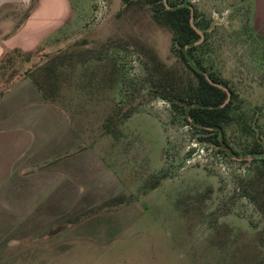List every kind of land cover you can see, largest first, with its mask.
<instances>
[{"label": "rangeland", "instance_id": "obj_1", "mask_svg": "<svg viewBox=\"0 0 264 264\" xmlns=\"http://www.w3.org/2000/svg\"><path fill=\"white\" fill-rule=\"evenodd\" d=\"M187 1L204 28L196 56L234 92L226 153L199 140L170 105L167 94L196 78L172 48L171 28L154 17L157 4L64 0L70 17L44 46L10 48L0 62V92L29 77L63 113L70 152L86 147L87 161L110 165L119 189L85 211L112 215L63 234L70 248L56 264H264V156L251 155L264 146V35L253 24L254 0ZM37 2L6 0L0 32Z\"/></svg>", "mask_w": 264, "mask_h": 264}, {"label": "crops", "instance_id": "obj_2", "mask_svg": "<svg viewBox=\"0 0 264 264\" xmlns=\"http://www.w3.org/2000/svg\"><path fill=\"white\" fill-rule=\"evenodd\" d=\"M43 1L13 31L0 32V57L7 48L44 46L66 12L70 17L64 0L59 8ZM252 11L253 24L264 35V0H254ZM69 136L63 113L29 77L16 78L0 93V264H56L55 254L70 248L63 234L90 229L114 213H85L119 189H112L110 165L87 161L86 147L70 152Z\"/></svg>", "mask_w": 264, "mask_h": 264}, {"label": "trees", "instance_id": "obj_3", "mask_svg": "<svg viewBox=\"0 0 264 264\" xmlns=\"http://www.w3.org/2000/svg\"><path fill=\"white\" fill-rule=\"evenodd\" d=\"M153 6L154 17L162 23L167 24L172 30V48L176 50L178 57L190 69L196 78V83L189 81L181 90H176L167 98L170 105L180 113L184 122L194 128L198 133L199 140L209 142L218 151L226 153V147L231 148L224 134L225 123L229 121L230 109L233 102V90L217 78L213 73L207 71L201 60L195 54L196 41L200 38V33L191 25L190 7L187 0L172 2L167 0H147ZM192 4V3H191ZM193 6V5H192ZM196 11L193 7V22L203 29L196 19ZM7 48L0 57V62L7 54ZM11 49L22 50L19 47ZM207 72L209 79L203 71ZM219 84L225 85L230 89V96ZM1 91L0 93H2ZM232 149V148H231ZM262 150L252 148L251 155L262 154L264 156V146ZM233 153H237L232 150Z\"/></svg>", "mask_w": 264, "mask_h": 264}, {"label": "water", "instance_id": "obj_4", "mask_svg": "<svg viewBox=\"0 0 264 264\" xmlns=\"http://www.w3.org/2000/svg\"><path fill=\"white\" fill-rule=\"evenodd\" d=\"M164 2H165L166 5H167V0H164ZM186 4H188V6L190 7V10H191V13H190V22H191V25H192V26H193V27H194V28L200 33V38L196 41V43H198V42H200V41L203 39L204 28H203V29L198 28V27L194 24V22H193V6H192L191 3H186ZM167 6H168V5H167ZM199 70L203 71L202 69H199ZM203 72H204V74L206 75V77L209 79V76H208L207 72H205V71H203ZM209 80H210V79H209ZM219 85L225 89V91H226V93H227V98H229V96H230V94H231L230 89H229L227 86H225V85H222V84H219ZM227 149L230 150V148H227Z\"/></svg>", "mask_w": 264, "mask_h": 264}]
</instances>
